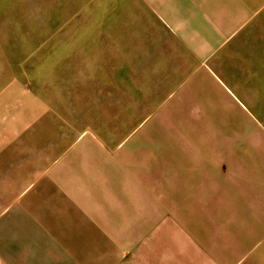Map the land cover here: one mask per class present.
<instances>
[{
    "label": "crops",
    "instance_id": "1",
    "mask_svg": "<svg viewBox=\"0 0 264 264\" xmlns=\"http://www.w3.org/2000/svg\"><path fill=\"white\" fill-rule=\"evenodd\" d=\"M85 11L96 48L91 73L77 66L72 106L68 56L40 57L26 79L0 55V264H264V134L250 128L264 125V0ZM85 91L99 125L156 117L165 141L193 148L153 167L118 163L84 124Z\"/></svg>",
    "mask_w": 264,
    "mask_h": 264
},
{
    "label": "rangeland",
    "instance_id": "2",
    "mask_svg": "<svg viewBox=\"0 0 264 264\" xmlns=\"http://www.w3.org/2000/svg\"><path fill=\"white\" fill-rule=\"evenodd\" d=\"M94 1L0 0V20L2 13L5 12L4 29H0V55H5L6 60H10L5 61L6 67L15 64L13 58L16 56V64L14 65L16 74L27 79L31 69L33 71L38 70L41 65L45 64L38 61L40 57L68 56L70 69L69 98L71 104L76 96L72 90L71 83L77 78V66H79L81 71H85L84 75L91 73L93 68L92 61H88L91 58L88 55L93 54L96 48L94 46L93 30L91 29V24H88L89 28L83 30L80 28L79 23L87 21L88 15L84 14V12H87L85 11L86 9L91 10ZM12 20H14V23ZM112 49L113 51L117 49V52L119 50L123 51V46H116ZM97 51L108 54L109 46H97ZM87 57H89L88 60ZM47 64L53 67L50 70L53 78L56 79L57 74L59 77L60 70H57V66H60L61 63L54 61ZM84 80L87 82L89 79L86 77ZM91 94L86 93V91L84 93V124L88 127V123H91L95 133L98 132L101 136L108 138L104 144L106 149L118 150V163L128 164V160H132L134 167L145 164L153 167L165 164L166 161H171L172 157L164 158L163 156L173 155L175 148L181 150L193 148L194 142L189 139L165 141L163 138L166 134H169L170 127H165V125L154 126L157 123L156 117L151 118L149 122L148 120L143 122L145 123L143 126H139L135 122L126 126L117 125L116 127L99 125L93 116ZM256 117L261 120L257 113ZM256 124L254 123L253 125L255 126H250V128H259L261 133L264 134V125ZM180 128L182 133L186 132L182 137H189L192 127L184 126ZM193 128H195V134L197 135L205 133L204 126ZM148 129L150 134H154V136L151 135L146 143L141 141L140 137ZM201 129L203 130L201 131ZM114 133L116 134L115 141L112 140ZM128 151H133L134 157L129 158ZM141 152H147L148 157H139ZM135 154L139 156L135 157Z\"/></svg>",
    "mask_w": 264,
    "mask_h": 264
}]
</instances>
